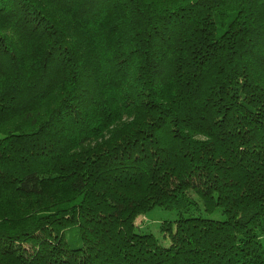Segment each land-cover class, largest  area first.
<instances>
[{"label":"trees","instance_id":"16d2710c","mask_svg":"<svg viewBox=\"0 0 264 264\" xmlns=\"http://www.w3.org/2000/svg\"><path fill=\"white\" fill-rule=\"evenodd\" d=\"M0 264H264V0H0Z\"/></svg>","mask_w":264,"mask_h":264},{"label":"rangeland","instance_id":"374dc122","mask_svg":"<svg viewBox=\"0 0 264 264\" xmlns=\"http://www.w3.org/2000/svg\"><path fill=\"white\" fill-rule=\"evenodd\" d=\"M173 212L161 208H154L146 214L137 217L138 226L145 230H151L153 233L158 231V223L161 219L172 218Z\"/></svg>","mask_w":264,"mask_h":264}]
</instances>
